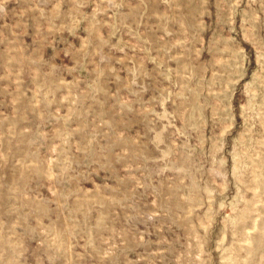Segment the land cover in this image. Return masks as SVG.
Returning a JSON list of instances; mask_svg holds the SVG:
<instances>
[{
    "label": "rangeland",
    "instance_id": "1",
    "mask_svg": "<svg viewBox=\"0 0 264 264\" xmlns=\"http://www.w3.org/2000/svg\"><path fill=\"white\" fill-rule=\"evenodd\" d=\"M0 264H264V0H0Z\"/></svg>",
    "mask_w": 264,
    "mask_h": 264
}]
</instances>
